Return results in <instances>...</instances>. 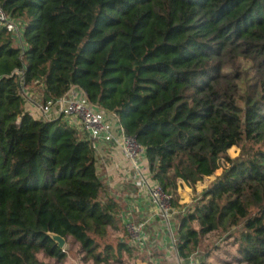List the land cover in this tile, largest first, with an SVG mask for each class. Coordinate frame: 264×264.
I'll return each instance as SVG.
<instances>
[{
	"label": "trees",
	"instance_id": "obj_1",
	"mask_svg": "<svg viewBox=\"0 0 264 264\" xmlns=\"http://www.w3.org/2000/svg\"><path fill=\"white\" fill-rule=\"evenodd\" d=\"M0 264L63 262L49 233L82 261L129 264L122 209L97 173L94 140L41 105L75 85L115 114L171 197L185 262L202 238L234 236L238 264H264V0H0ZM240 153L231 157L228 150ZM221 169L192 201V188ZM238 228L237 234H231ZM202 257V256H201ZM197 264H207L203 256Z\"/></svg>",
	"mask_w": 264,
	"mask_h": 264
},
{
	"label": "crops",
	"instance_id": "obj_2",
	"mask_svg": "<svg viewBox=\"0 0 264 264\" xmlns=\"http://www.w3.org/2000/svg\"><path fill=\"white\" fill-rule=\"evenodd\" d=\"M16 44L21 45L19 38L16 39ZM29 93L25 89L24 94L28 98L26 109L31 115L47 119L60 116L55 104L51 107L48 116L43 115L39 110L41 103L31 98L33 92ZM104 116L110 132L113 134L114 130L117 131V135L113 134V136L119 138L122 131L118 117L107 111ZM63 118L82 135H87L79 120L64 115ZM114 121L116 125L112 126ZM94 147L97 173L107 192L121 206L123 225L128 221L144 224L140 241L135 243L129 238V243L136 249L135 257L129 260V264H190L191 262L187 263L177 255L175 218L173 216L169 219L164 218L149 197L148 189L153 184V180L148 170L145 153L141 154L140 163L136 168L132 161L124 157L120 145L115 141L97 139L94 140ZM181 184L185 185L179 182V186Z\"/></svg>",
	"mask_w": 264,
	"mask_h": 264
},
{
	"label": "built area",
	"instance_id": "obj_3",
	"mask_svg": "<svg viewBox=\"0 0 264 264\" xmlns=\"http://www.w3.org/2000/svg\"><path fill=\"white\" fill-rule=\"evenodd\" d=\"M0 25L11 32L16 39H20L22 33L21 21L8 16L0 6ZM57 105V111L65 117L76 118L80 121L83 130L87 136L93 140L115 141L121 147L124 157L138 167L141 154L144 149L137 143L132 136L124 135L122 128L119 138H115L105 122V110L92 104L83 90L78 86H71L68 91L60 97L55 103H49L47 106L41 105L39 110L45 116H48L53 105ZM69 124V123H68ZM149 197L152 202L159 208L164 218L169 219L172 216L171 197L162 191L153 181L148 189ZM143 223L126 222L124 227L129 238L137 243L140 241Z\"/></svg>",
	"mask_w": 264,
	"mask_h": 264
},
{
	"label": "rangeland",
	"instance_id": "obj_4",
	"mask_svg": "<svg viewBox=\"0 0 264 264\" xmlns=\"http://www.w3.org/2000/svg\"><path fill=\"white\" fill-rule=\"evenodd\" d=\"M29 92H33L31 98L34 101L41 103L39 88H35L33 90L28 89V93ZM26 100L28 101L27 97ZM113 125H116L115 121L112 123V126ZM113 134L117 135V131L114 130ZM239 153H240L239 148L235 146L231 147L228 150V155L231 157H235ZM220 172L221 169L217 170L214 175L210 177H205L201 182L197 183L196 186L192 188L181 184L178 187L180 204L191 205L192 201L195 198H197L201 194V192L210 185L214 177L218 175ZM123 230L125 231L126 236L129 237L125 227H123ZM237 232H238V228H233L231 230V234L234 233L235 235L237 234ZM236 248L237 245L234 242V236L224 234L221 231H215L209 233L202 238L201 245L193 256V263L197 264L198 261H200V259L204 256L205 262L207 264H238L236 260V257L238 256ZM65 249L67 250L68 254L63 262L55 263L53 259L45 258L42 254H39V258L40 260L46 261L49 264H85V262L81 260L82 255L80 253L79 245L77 243L71 241V239H68L66 240ZM87 264H92V263L90 262Z\"/></svg>",
	"mask_w": 264,
	"mask_h": 264
},
{
	"label": "water",
	"instance_id": "obj_5",
	"mask_svg": "<svg viewBox=\"0 0 264 264\" xmlns=\"http://www.w3.org/2000/svg\"><path fill=\"white\" fill-rule=\"evenodd\" d=\"M86 95V94H85ZM49 235L51 236V238L56 242L57 246L60 249H64L66 246V240L65 238H63L60 235L54 234V233H49Z\"/></svg>",
	"mask_w": 264,
	"mask_h": 264
}]
</instances>
